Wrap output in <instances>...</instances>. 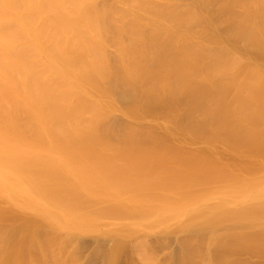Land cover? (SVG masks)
Listing matches in <instances>:
<instances>
[{
    "label": "bare ground",
    "instance_id": "6f19581e",
    "mask_svg": "<svg viewBox=\"0 0 264 264\" xmlns=\"http://www.w3.org/2000/svg\"><path fill=\"white\" fill-rule=\"evenodd\" d=\"M86 237L264 264V0H0V264Z\"/></svg>",
    "mask_w": 264,
    "mask_h": 264
},
{
    "label": "rangeland",
    "instance_id": "374dc122",
    "mask_svg": "<svg viewBox=\"0 0 264 264\" xmlns=\"http://www.w3.org/2000/svg\"><path fill=\"white\" fill-rule=\"evenodd\" d=\"M105 244H108V240L105 239L103 241ZM82 244H83V250L84 252L82 253V261H81V264H102V261L100 259H95L92 260L93 258H91V260L87 259L86 258V253L90 251V249H92L93 247H95L96 245V241H95V238H92V237H86L83 239L82 241ZM91 252V251H90ZM89 252V254H90ZM258 261V260H257ZM255 260V263L257 262ZM260 261V260H259ZM258 261V262H259ZM262 261V260H261ZM258 262L256 264H258ZM262 263V262H261Z\"/></svg>",
    "mask_w": 264,
    "mask_h": 264
}]
</instances>
